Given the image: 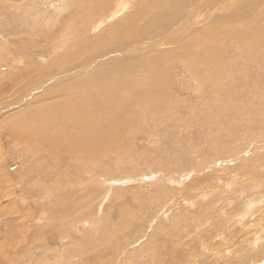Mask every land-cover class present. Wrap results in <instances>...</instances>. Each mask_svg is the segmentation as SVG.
Segmentation results:
<instances>
[{"label": "rangeland", "instance_id": "374dc122", "mask_svg": "<svg viewBox=\"0 0 264 264\" xmlns=\"http://www.w3.org/2000/svg\"><path fill=\"white\" fill-rule=\"evenodd\" d=\"M69 1L54 8L58 0H0V130L13 123V142L18 140L13 156L4 136L0 141V193L8 199L0 200V264H257L264 258V98L259 97L264 95V46L254 49L251 30L234 26L237 15L228 12L243 8V17L264 32V0H191L167 27L153 24L158 33L170 32L177 47L188 43L191 31L203 32L189 56L194 72L175 58L163 74L168 97L164 91L148 111L136 108L132 116L112 105L108 111L117 109L112 118L117 125L102 113L113 152L87 164L47 150L32 156L28 145L43 147L46 137L48 145L69 142L55 136L49 124L14 122L37 93L35 87L14 91L35 84L36 73L62 62L61 54L74 51L81 39L65 29L71 28L73 11L92 0ZM129 1L131 28L136 22L149 25L147 15L157 4L174 10L172 0ZM180 27L185 29L181 37ZM52 32L63 45L58 57L39 54ZM152 36L106 46L113 55L108 61L145 59L148 67V55L156 50L177 49H154ZM24 60L34 62L28 76ZM16 75L15 90L3 94L15 85ZM72 75L63 79L81 73ZM243 174L254 176L258 186L238 183Z\"/></svg>", "mask_w": 264, "mask_h": 264}, {"label": "bare ground", "instance_id": "6f19581e", "mask_svg": "<svg viewBox=\"0 0 264 264\" xmlns=\"http://www.w3.org/2000/svg\"><path fill=\"white\" fill-rule=\"evenodd\" d=\"M190 1L191 0H172L170 3H172V7L174 8V10H170L166 3L157 4L155 5L154 12L151 10L150 14L148 13L147 15L150 17L149 25H140L136 22V25L134 28H131L132 25H131L130 13L126 12V10H128L129 8L128 7V4L130 2L129 0H92L90 4L89 3L87 5L85 4L86 6L84 8L81 9V6L80 8H76L73 11L74 20L72 21V24L69 23L71 25V28L69 29L66 27L67 29H65V32L70 30V32L72 33V37L74 35L81 36L79 37L81 39L79 40V43L76 46L75 50L74 51L72 50V52L70 51L68 54L66 53L61 54L62 53L61 51L63 49L62 42L56 40L57 38L56 32L50 33L48 35V38L46 39L47 48L41 47L39 49L40 50L39 54H45L47 52H51L55 55L53 57H58L61 54L63 55L62 62L57 63L56 61V63L54 64L53 63L48 64L46 67H44V69H42V72L36 73L37 76L40 75V79H37V82L35 84H33L30 87H21L18 90H15L14 89L15 86L19 82L17 79V76L20 74H18L16 75L15 85L10 86V84L7 83L10 86V89L3 91V94L9 92L10 90H15L14 92L16 91L19 92L20 89L23 90L24 92L30 89L33 90V88L35 87L34 91L37 93L34 95L32 100L29 99L31 100V102H29L30 103L29 105L27 104L28 106L27 105L25 106L24 104L23 108H21V109H24L22 112H20L22 113L21 116H17L14 122L21 121V122H28V123H40L41 125L42 123L49 124L55 129L57 133V135L55 136L60 137L62 141L69 142V143H63L64 145H58V144L50 142V144L48 145L47 137H46L45 138L46 143L44 144L43 147H37L35 146V144L28 145L30 148H28L26 152L29 151L32 154V156L37 157V155L41 154L43 150H47L49 151V153H53V154H56L62 157L66 156L65 159H69V161L76 160L78 161L76 163L80 162V164L96 162L95 161L96 158L97 160L98 159L102 160L104 158L109 157L108 153L113 152L107 146V143L111 137V133L109 130L111 128L107 126L108 119H105L104 117H102L101 116L102 113L106 114L107 112L110 118L112 119L115 113H117L116 112L117 109H122V112L126 113L128 116L129 114H131L132 116V113L133 111H135L134 109L136 108L141 109V111L142 110L148 111L151 102L155 101V97L158 95L161 96L164 94L165 88L167 86L165 84L166 82L164 83L163 74L164 72L168 71L165 65H167L168 63H173L174 62L173 60H175V58L180 59L183 65H186V67L190 71L193 70L194 72L195 62H190L191 60L189 61V59L192 56V52L194 50L193 44H196V43L199 44L198 43L199 39L197 38L198 37L197 35L199 34L203 35V32L201 31L196 32L195 30L191 31L189 33L190 40L188 41V43L187 42L185 44L183 43L177 47V42L172 43L173 40H172L170 32L158 33L159 31L157 30V28L152 27L153 24H157V23H162L161 25L162 27H167V23L169 21L176 20ZM213 1H217V0H213ZM62 5L65 6V3H63V0H58V5L56 7L54 6L53 7L61 8ZM69 6H71V3L68 5V7ZM208 6L210 7L213 5L208 4ZM196 8L198 7H195L194 10H196ZM237 8L238 9L236 10H230L228 12L229 15L231 16H233L235 13L237 15L234 22H232L234 23L233 25L237 26V24L235 23H238L240 25L243 24L244 28H249L252 32L250 40L253 41L252 45L254 49L261 48L262 46H264L262 44V42H264V32L254 29L252 22L249 23L248 18L243 17V16H246V11L243 10V8L242 9L240 7H237ZM169 10L170 12L167 13V11ZM76 13H77V16L75 17ZM252 14H253V11L251 12L248 11V16L253 17ZM162 15L167 16V20L162 19L161 18ZM115 18L116 20H114ZM163 20L164 22H162ZM186 23H188V21H186ZM101 26H103L102 30L104 32L100 34L98 33V30L100 29ZM145 28L147 30L146 34H145ZM71 29L76 34L73 33ZM153 30L155 33H150ZM184 32H185L184 28L183 29L181 28L178 31V34L180 35V37L183 35ZM245 32L247 31L246 30L242 31L240 34L245 35ZM152 34L155 35V40L152 45L154 49L158 45H162V46L163 45L165 46L175 45L177 49L168 50L167 48H164L163 50L161 49L156 50L152 54L148 55L150 57V64L148 67H146L145 59H142V61L138 60V61L131 62V63H122V64H115V65H111V63L108 61L113 57V55L108 56L107 54L108 50L106 46L108 47H111L113 45L121 46L123 41L130 39V37L131 39H139L140 40L139 42H141L142 40L148 37H153ZM151 39L153 40V38ZM72 45L75 46V43H72ZM194 46H198V45H194ZM65 47H67V45H65L64 48ZM67 48L71 49L69 48V46ZM136 50H140V47L137 48ZM117 57L118 56H116V59ZM90 64H92V66H90ZM24 65H25L24 68H25V72L27 76L29 75V73H27L29 70L32 69L31 71L33 70L35 71V69H33L34 62L32 60H26ZM87 68H90V70H87ZM169 69L172 70L173 66H170ZM78 73H81V75L71 78L70 80L63 79L68 76L71 77L72 74H78ZM3 85H5L4 82H3ZM169 89L167 88V90L165 91L167 93V97H168ZM215 91L219 94L222 93L220 92L219 89ZM259 97L264 98V95L259 94ZM261 98H257V99H261ZM204 99L206 100V98ZM0 100H1V97H0ZM206 101L208 102V100ZM210 104L211 106L213 105L212 103ZM112 105H114L113 107H116L117 109H112L108 111V109L111 108ZM207 106L209 107L208 104ZM117 115H119V113ZM144 115H148V118H151L154 116V115L147 114V113H144ZM117 118L121 119L118 116ZM246 118L244 119L246 120ZM152 120H155V119L152 118ZM115 122L117 125L118 121H115ZM12 126H13V123L7 122V124L2 126L0 130V141L3 139V136H4L5 139L7 140L6 147L8 148V150L9 148H12L13 150V151L9 150V154L12 153L11 156L16 155V150H17L16 145L18 144V140L13 142L12 137L14 135V130L11 129ZM44 130L41 132L45 135L46 134L45 132H47V130L45 132ZM41 132L39 131L38 134H40ZM69 140L71 141L72 144L70 143ZM114 144L116 143L114 142ZM118 149L120 150L119 147ZM3 153H4L3 155H5L4 150H3ZM4 157H5V160L7 161L8 159L7 155H5ZM84 168H86L84 170H87V171L92 170L91 166L89 169H87L88 168L87 166H85ZM1 175L3 176V174ZM243 176L244 178L245 177L246 178L243 179ZM238 181L237 182L240 184H242L243 181L250 183L251 187L248 186V189H252V188L254 189L258 186V185L253 184L254 181L256 182V178L254 176H250L249 174H243L242 179H239ZM1 193H0V200L2 199V204H3V201L5 203L6 200L8 199H3L6 196L5 194H1ZM2 211L3 210H0V217H3L1 215ZM257 264H264V258L261 259Z\"/></svg>", "mask_w": 264, "mask_h": 264}]
</instances>
